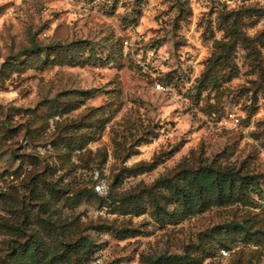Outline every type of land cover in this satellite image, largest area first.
<instances>
[{
	"label": "rangeland",
	"instance_id": "obj_1",
	"mask_svg": "<svg viewBox=\"0 0 264 264\" xmlns=\"http://www.w3.org/2000/svg\"><path fill=\"white\" fill-rule=\"evenodd\" d=\"M211 161L249 188L182 216L157 180ZM23 242L38 264H264V0H0V264Z\"/></svg>",
	"mask_w": 264,
	"mask_h": 264
},
{
	"label": "trees",
	"instance_id": "obj_2",
	"mask_svg": "<svg viewBox=\"0 0 264 264\" xmlns=\"http://www.w3.org/2000/svg\"><path fill=\"white\" fill-rule=\"evenodd\" d=\"M168 73L166 72L163 77L165 78ZM155 163V160L149 162L146 168L154 166ZM145 165L138 164L128 168V170H143ZM250 179L251 177L247 174H241L238 170L225 168L211 161L195 167H182L170 178L158 179L157 182L160 187L163 186L168 191L170 198L181 207L180 213H183L182 216H185L192 212L201 211L211 204L221 205L238 200L240 198L238 191L245 194L249 188ZM149 196L152 197V201L159 208V211L156 212V215L158 214L157 219L163 220L162 216L159 215L160 209L170 217L177 214L175 210H167L161 206L153 192L150 191ZM36 246H30L27 242H23L22 246L17 247V250L13 252L14 257L16 255L14 259L18 261V264H24L26 261H29L30 264H38L46 255L40 254L37 256L35 251L39 248H36ZM22 252H25V254L23 255ZM186 257L185 254L161 255L156 259L149 260V264L160 262L177 264L179 261L185 260ZM28 258L32 260H28ZM77 264L82 263L78 262Z\"/></svg>",
	"mask_w": 264,
	"mask_h": 264
},
{
	"label": "built area",
	"instance_id": "obj_3",
	"mask_svg": "<svg viewBox=\"0 0 264 264\" xmlns=\"http://www.w3.org/2000/svg\"><path fill=\"white\" fill-rule=\"evenodd\" d=\"M7 11L10 12L11 9H8ZM123 42L125 47L128 45L131 46V42L127 38H125ZM155 89L158 91H170L172 90V86L170 84L163 83L162 81H157L155 83ZM225 120H228L232 124L236 125L239 124L240 117L235 112L229 111L226 113ZM94 187L96 191L101 192L103 189V183L96 182Z\"/></svg>",
	"mask_w": 264,
	"mask_h": 264
}]
</instances>
